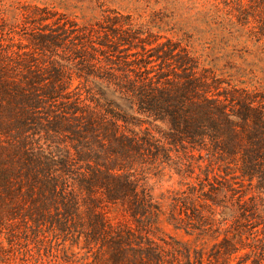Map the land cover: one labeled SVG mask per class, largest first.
Returning <instances> with one entry per match:
<instances>
[{
	"label": "trees",
	"instance_id": "obj_1",
	"mask_svg": "<svg viewBox=\"0 0 264 264\" xmlns=\"http://www.w3.org/2000/svg\"><path fill=\"white\" fill-rule=\"evenodd\" d=\"M195 2L189 43L0 0V264H264V0Z\"/></svg>",
	"mask_w": 264,
	"mask_h": 264
},
{
	"label": "rangeland",
	"instance_id": "obj_2",
	"mask_svg": "<svg viewBox=\"0 0 264 264\" xmlns=\"http://www.w3.org/2000/svg\"><path fill=\"white\" fill-rule=\"evenodd\" d=\"M16 1L40 6H54L61 12H66L81 24L99 21L107 10L112 9L124 14H131L135 19H139V22H145L154 16L152 18H155L163 26L165 35L176 39L182 38L185 42L196 43L197 36L195 35V23L193 22L195 20L194 15L197 12L195 0H5V4ZM248 60H253V57L249 56ZM235 63L238 66L240 64L245 66L243 60L239 58L235 60ZM248 76L250 75L248 74ZM180 182L181 178L174 171L168 169L163 174H157L153 171L149 185L153 187L155 194L158 196L162 192L169 194L168 191L183 188ZM164 228L166 232L179 238L189 239L183 231L175 230L167 223L164 224ZM75 251H78V249H75ZM63 253L61 252V254ZM76 260L74 259V262Z\"/></svg>",
	"mask_w": 264,
	"mask_h": 264
}]
</instances>
